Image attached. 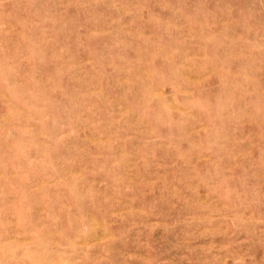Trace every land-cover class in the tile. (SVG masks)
Returning <instances> with one entry per match:
<instances>
[{
  "label": "rangeland",
  "instance_id": "rangeland-1",
  "mask_svg": "<svg viewBox=\"0 0 264 264\" xmlns=\"http://www.w3.org/2000/svg\"><path fill=\"white\" fill-rule=\"evenodd\" d=\"M0 264H264V0H0Z\"/></svg>",
  "mask_w": 264,
  "mask_h": 264
}]
</instances>
